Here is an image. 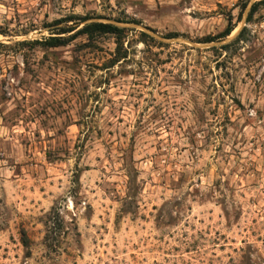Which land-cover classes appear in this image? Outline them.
Instances as JSON below:
<instances>
[{"label": "rangeland", "instance_id": "rangeland-1", "mask_svg": "<svg viewBox=\"0 0 264 264\" xmlns=\"http://www.w3.org/2000/svg\"><path fill=\"white\" fill-rule=\"evenodd\" d=\"M256 1L0 0V264H264Z\"/></svg>", "mask_w": 264, "mask_h": 264}, {"label": "trees", "instance_id": "trees-1", "mask_svg": "<svg viewBox=\"0 0 264 264\" xmlns=\"http://www.w3.org/2000/svg\"><path fill=\"white\" fill-rule=\"evenodd\" d=\"M262 5H264V0H259V1L254 2L249 10L248 18H250L252 14L256 12L257 8ZM88 19L90 18H87V17L79 18L78 17L77 19L78 21L76 20L74 25L61 27V29H59L58 34H66V33L73 32L67 38L62 37V36H49L47 39L43 41H34L33 44H40L45 47H57V46L66 44L68 41H70L71 39H74L77 36H85L89 43L87 44L90 46V44H92L96 40L97 37L108 34L114 38V43H115V48L112 54L111 63L114 64L121 60L122 61L126 60L128 57V49L124 45V39L127 37L128 32L135 31V29L129 28L130 26H124L122 24H126V23L139 24V21L137 20L124 21L121 19H116L115 20L116 23L109 22V21L105 22L101 20H92V21L87 22ZM231 20L232 19L229 16L227 18V25L222 32L218 33L215 36L205 37L204 40L212 41L217 38H223V37L228 36L234 28ZM64 21L67 23L71 21V19H67ZM59 22L60 21H57V23ZM80 23H84V24L80 28L77 29ZM178 35L179 33L174 32V33L167 34L166 37H174ZM146 38H149L150 40L153 39L152 36L146 34L144 31H139L138 40H141L143 43L148 44V41Z\"/></svg>", "mask_w": 264, "mask_h": 264}]
</instances>
